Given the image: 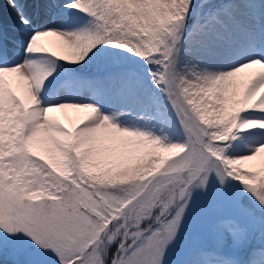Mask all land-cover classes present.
<instances>
[{"label": "snow or ice", "instance_id": "6c2138e0", "mask_svg": "<svg viewBox=\"0 0 264 264\" xmlns=\"http://www.w3.org/2000/svg\"><path fill=\"white\" fill-rule=\"evenodd\" d=\"M6 2L0 264H264V0Z\"/></svg>", "mask_w": 264, "mask_h": 264}, {"label": "bare ground", "instance_id": "6f19581e", "mask_svg": "<svg viewBox=\"0 0 264 264\" xmlns=\"http://www.w3.org/2000/svg\"><path fill=\"white\" fill-rule=\"evenodd\" d=\"M42 7L36 2L33 5V0H24L21 2H27L28 7L26 8L27 14L36 22V23H44L47 22V16L45 14V9L43 7L45 0H38ZM31 5L32 8L30 7ZM32 9V10H31ZM31 10V11H30ZM18 24V20L16 19L15 10L10 8L6 2V0H0V27L7 32L9 37L18 36L19 34L13 32L14 26ZM55 37H45L43 41L46 43L50 41H55Z\"/></svg>", "mask_w": 264, "mask_h": 264}, {"label": "rangeland", "instance_id": "374dc122", "mask_svg": "<svg viewBox=\"0 0 264 264\" xmlns=\"http://www.w3.org/2000/svg\"><path fill=\"white\" fill-rule=\"evenodd\" d=\"M21 1H24V0H21ZM36 2L39 4L40 7H42L41 3L38 0H33V5ZM33 5H31L30 7L32 8ZM47 43L48 42L46 41V44ZM14 84H15V81H14ZM18 94H21V93L18 92ZM54 115H56L57 118L60 120V122L65 124V126L71 127L77 122L78 116L82 115V113L79 110L67 109V110H63L61 112L55 113ZM250 163L253 164L255 167L264 166V155H262L261 157H258L257 160L250 162Z\"/></svg>", "mask_w": 264, "mask_h": 264}]
</instances>
